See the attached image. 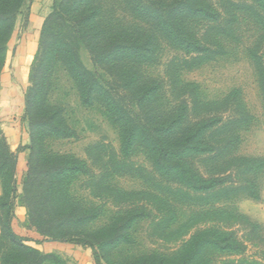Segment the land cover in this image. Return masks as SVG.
Instances as JSON below:
<instances>
[{"label":"rangeland","instance_id":"rangeland-1","mask_svg":"<svg viewBox=\"0 0 264 264\" xmlns=\"http://www.w3.org/2000/svg\"><path fill=\"white\" fill-rule=\"evenodd\" d=\"M203 1L220 15L217 20H201L190 27L191 34L207 50L196 53L193 48H177L165 35L153 32L150 23L136 19L122 2L102 0L106 21H115L123 31L138 33L141 29L145 34L151 30L154 33L152 45L156 46L141 55L128 52L132 55L128 68L137 69L145 84L124 89L118 83L121 94L118 99L113 98L120 108L132 107L145 97L147 86L156 85L158 89L151 104L162 112L171 113L184 102L190 107L188 120L220 119L228 130L227 136L233 133L234 138H239L237 153L257 156L264 163V8L252 0ZM71 2L73 0H28L0 57V131L14 155L13 187L17 195L12 222L14 232L28 240V246L54 257L49 264H142L148 257L153 261L146 259V264H181L176 252L197 232L215 229L218 215L214 211L222 209L233 217L239 214L258 223L262 239H249L246 227L231 216L224 218L221 228L234 232L236 241L244 249L237 253L208 249L204 262L264 264V169L254 177L258 200L243 193L207 204L188 200L185 195L189 192L155 171L154 155L149 151L148 142L135 136L132 147H127L126 137L123 138L114 120L116 117L109 116L102 108L103 94L94 93L92 105L83 104L76 84L60 63L53 70L47 100L49 105L61 109L64 122L74 135L49 141L47 148L71 157L84 170L69 178L68 186L72 199L96 216L83 230L101 232L114 217L130 210H141L144 217L130 231L129 243L116 247L96 245L98 253L95 255L90 248L42 238L30 226L24 203L26 149L30 145L25 111L31 89L30 75L39 66V48H44L43 42L48 36L54 37L67 47L61 50V57L79 59L88 75L98 76L108 83L114 81V75L95 66L88 43L80 39L78 30L75 33L72 23L63 16ZM193 98L196 101H192ZM192 102H196L195 105ZM195 164L203 170L201 161ZM230 165L222 169L223 172L232 168L236 173L238 162L233 164L236 167ZM229 169L225 174L231 171ZM99 238L95 237L96 242Z\"/></svg>","mask_w":264,"mask_h":264},{"label":"trees","instance_id":"trees-1","mask_svg":"<svg viewBox=\"0 0 264 264\" xmlns=\"http://www.w3.org/2000/svg\"><path fill=\"white\" fill-rule=\"evenodd\" d=\"M27 1L0 0V57L5 52L17 18L23 15ZM118 1L125 4L136 19L150 23L153 32L165 35L177 48H193L196 53L207 50L191 34L190 27L201 20H217L220 15L203 0ZM252 1L264 8V0ZM101 2L73 0L63 16L72 23L75 33L78 30L80 39L88 43L87 48L95 66L114 75V81L108 83L98 76L88 75L79 59L61 57V50L67 48L66 45L48 36L43 42L44 48L38 51L39 66L30 75L31 89L25 111L30 145L26 149L28 169L24 183V203L29 224L42 238L90 248L94 255L98 253L96 245L116 247L120 243H129L130 231L144 215L141 210H130L114 217L111 224L106 225L101 232L89 233L83 230L96 216L72 199L68 186L69 178L84 170L71 157L58 155L47 148L49 141L64 140L74 135L64 122L61 109L49 105L47 100L49 83L57 63L64 67V71L76 84L84 105H92L94 93L99 92L105 96L100 100L102 108L109 116L116 117L114 120L122 130L123 138L126 137L127 147H132L135 136L148 142L149 151L154 155L155 171L161 177L173 179L184 192H189L190 195H185L188 200L207 204L240 193L258 200V185L254 177L264 169V163L257 156L246 157L237 153L239 138H234L233 133V136L228 137V130L223 127L220 119L206 117L188 120L190 107L184 102L171 113H164L158 106L151 104L155 89H158L156 85L147 86L143 97L145 99L141 97L135 106L125 109L119 107L114 99H118L121 94L118 83L124 89L145 84L137 69L128 68L132 56L128 52L141 55L148 48H156L152 45L154 33L149 30L144 34L141 29L138 33L120 30L115 21H106ZM141 37L144 40H140ZM192 94L195 97V92ZM131 96L134 98L133 94ZM192 101L196 100L193 98ZM195 103L192 102L193 105ZM195 161L202 162L203 170L196 166ZM236 161V173L232 168H227L231 171L225 174L227 170L223 172L222 169L229 164L232 167ZM13 167L14 155L0 131V264H49L54 257L28 246V240L18 236L12 228L17 196L13 187ZM214 213L218 215V226L213 230L197 232L176 252L177 260H182L181 264H206L204 255L208 249L219 253L242 251L243 245L236 241L234 232L221 228L225 223L224 218L230 216L246 227L249 239H262L258 223L239 214L233 217L222 209ZM95 237H100L99 242H96ZM146 259L151 261L153 258ZM144 260L142 264H146Z\"/></svg>","mask_w":264,"mask_h":264}]
</instances>
